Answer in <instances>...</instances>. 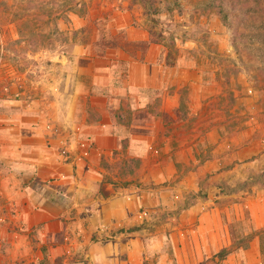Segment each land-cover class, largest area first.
<instances>
[{"label": "rangeland", "instance_id": "obj_1", "mask_svg": "<svg viewBox=\"0 0 264 264\" xmlns=\"http://www.w3.org/2000/svg\"><path fill=\"white\" fill-rule=\"evenodd\" d=\"M255 3L149 0L144 6L141 0H0V175L5 178L0 179V188L12 185L10 174L17 170L21 186L43 184L50 188L48 192L67 186H93L96 182L89 177L97 172L108 180L99 182L102 190L104 185L109 188L103 191L105 195L121 188L122 197L133 199L139 188L146 195L138 201L142 223H148L149 230L161 231L163 247L153 258H169L170 227L184 208L204 198L214 182L209 176L192 180L183 176L196 169L213 147L226 142L220 145L219 154L234 152V156L243 157L230 166L253 163L241 168L243 180L233 187L249 189L264 183V15L252 12ZM216 5L223 7L226 21ZM150 39L155 42L147 49L142 42L137 43ZM94 61H108V70H92ZM128 63L140 67L132 68L133 76L151 75L158 66L162 73L175 77L173 85L165 81L158 88H130L126 82ZM171 88L180 94V102L174 115H162V122L164 129L170 128L164 131L173 135L172 144L158 143L153 119L142 113L143 127L129 131L141 134L140 142L126 138L123 148L113 149L112 158L100 157L99 170L89 161L96 147L64 138L65 131L55 129L51 118L42 123L55 139L45 140L42 147L22 145L24 134L32 136L28 129L13 131L15 124L39 123L30 114L35 107L51 108V102L68 105L70 92L101 90L117 96L127 92L129 106L137 98L154 113L161 100L159 92ZM14 141L20 143L23 153L44 154L54 173L50 171L47 180L41 181L34 176L38 166L33 164V176L28 178L27 163L12 160ZM250 146L258 152H250ZM163 149H169L175 160L172 167L176 173L170 178L166 176L168 163L163 161ZM82 160L89 165L79 169L76 161ZM78 196L82 197L79 200L87 199V194ZM53 200L63 204L59 212L63 221L77 216L71 204L64 208L72 201L67 194L57 193ZM5 202L0 204V264H73V259L50 256V242L40 243L39 229L18 241L24 231L9 224ZM10 231L18 232L15 246L21 244L14 257L9 250ZM55 244V240L51 242Z\"/></svg>", "mask_w": 264, "mask_h": 264}, {"label": "crops", "instance_id": "obj_2", "mask_svg": "<svg viewBox=\"0 0 264 264\" xmlns=\"http://www.w3.org/2000/svg\"><path fill=\"white\" fill-rule=\"evenodd\" d=\"M134 66L140 68L128 63L130 72L126 82L130 88L144 89L155 86L158 88L165 81L173 85L175 77L162 73L158 66L151 75L146 73L133 76ZM108 67V61H94L91 64L94 71H105ZM94 91L70 92L67 94L70 102L65 107L54 102L49 103L48 106L51 108L35 107L30 114L37 117L39 123L23 127L15 124L13 131L24 128L25 132V129H28L32 136L24 134L22 145L30 148L36 145L42 147L45 140L55 139L51 136L52 132L42 123V120L51 118L55 129L65 131L64 138L69 137L72 143H92L96 147L91 151V160L89 159L94 170L101 169L100 157L105 154V158H112L113 149L123 148L126 138L130 137L135 139V142H140L139 140L143 138L141 134H129V131H139L143 127L142 113L153 119L155 139L158 143L172 144L173 135L166 132L169 127L164 129L162 115L165 112L173 115L176 113L180 102V94L176 90L171 88L159 92L161 100L154 113L149 112L146 103L137 98L133 106L131 107V104L129 106L126 97L130 96L127 92H119L117 96L112 91L108 93ZM112 103L116 105H111ZM129 110L130 114H126ZM14 144L16 152L12 160L27 163L25 167L30 172L28 178L33 176L30 167L37 164L35 178L47 180L48 173L54 171L53 164L47 162V157L41 152L23 153L20 151V143L14 141ZM226 144L224 142V145ZM220 145H223V142L219 143L218 147H213L210 155L201 159L196 169L187 171L183 176L191 180L209 176V180L214 182L207 187L204 198L184 208L177 223L170 227L169 258L164 257L161 260L158 257L153 258L154 254L161 251L163 242L161 231L149 230L147 226L150 225L148 223L144 225L137 213L138 201L145 192L136 188L133 199L130 195L122 197L121 188L105 195L99 182H106L107 178L98 172L89 177L91 181L96 182L93 186H67L48 192L50 188L43 184L38 187L32 184L21 186L19 176L15 174L17 170L10 174L12 185L0 188V204L6 201L9 224L24 231V234H19L18 241L21 237L27 238L34 228L39 229L40 243L50 242L48 245L50 256L58 260L73 259V264H264V183H255L249 189L233 187L236 181L243 180L241 168L253 163L244 162L241 167L236 163L230 166L233 160L236 158L241 160L243 157L240 159L239 155L234 156V152L230 155L219 154ZM247 149L252 153L258 152V148L253 146ZM169 151L163 149L161 153L164 155L163 161L168 163L167 178L176 173L172 167L175 160ZM157 163H160V159ZM76 164L79 169L89 165L84 160L76 161ZM0 179L4 181L5 178L0 175ZM211 189L216 192L212 194ZM57 193L67 194L71 198L72 201H67L68 204L64 203L66 206L64 208L71 204L77 214L75 218L68 217V221L61 219L59 212L63 209L60 207L63 204L60 205L53 200ZM79 194L84 197L87 194L86 201L79 200L82 198L78 196ZM85 211L86 214L83 213ZM131 226L140 228L131 232L118 231L119 228L126 229ZM17 233L9 232V238L11 236L9 242L13 246L10 245L9 250L13 257L14 254L20 253L16 248L21 244L15 246ZM61 236L63 239L60 242L58 240ZM54 240L55 246L51 245ZM223 250L225 251L223 256H218ZM147 260H150V263Z\"/></svg>", "mask_w": 264, "mask_h": 264}, {"label": "trees", "instance_id": "obj_3", "mask_svg": "<svg viewBox=\"0 0 264 264\" xmlns=\"http://www.w3.org/2000/svg\"><path fill=\"white\" fill-rule=\"evenodd\" d=\"M254 1H256L255 5H254L256 7V9L250 8L252 10V12L255 11L256 13H259V14L264 15V0H254ZM141 2L144 4V6H147L148 5L147 3L149 2V0H141ZM216 8H217V11H218L217 13L220 15L221 19L224 20V21H226L227 20V14L225 13L223 7H221V5H216ZM153 12H156V9H154ZM263 22H264V20H263ZM261 26H262V28H264V23L263 24L261 23ZM152 42H155V41H153L152 39L146 40V41H137V43H141L142 45L144 44V46L146 47V48L144 47V49H147L149 43H152ZM123 49L126 50V51H129V49H127L125 47ZM130 52L131 53H129V54H131V56L134 55V54H132V51H130ZM129 162L132 163V161H129ZM129 162L127 164L130 167V163ZM138 163H139V160H138ZM123 168H125L124 165H123ZM201 194H202V192H201ZM139 228H140V226H131V227H128L126 229L125 228H119L118 231H128V232H131V231H136ZM224 253H225L224 250L223 251H220L218 253V256L221 257V256H223Z\"/></svg>", "mask_w": 264, "mask_h": 264}, {"label": "bare ground", "instance_id": "obj_4", "mask_svg": "<svg viewBox=\"0 0 264 264\" xmlns=\"http://www.w3.org/2000/svg\"><path fill=\"white\" fill-rule=\"evenodd\" d=\"M103 191H104L105 193L109 191V188H108L107 185H104V186H103Z\"/></svg>", "mask_w": 264, "mask_h": 264}, {"label": "built area", "instance_id": "obj_5", "mask_svg": "<svg viewBox=\"0 0 264 264\" xmlns=\"http://www.w3.org/2000/svg\"><path fill=\"white\" fill-rule=\"evenodd\" d=\"M127 199H129V198H127Z\"/></svg>", "mask_w": 264, "mask_h": 264}]
</instances>
